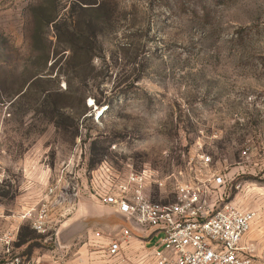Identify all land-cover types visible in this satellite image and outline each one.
<instances>
[{
    "label": "rangeland",
    "instance_id": "rangeland-1",
    "mask_svg": "<svg viewBox=\"0 0 264 264\" xmlns=\"http://www.w3.org/2000/svg\"><path fill=\"white\" fill-rule=\"evenodd\" d=\"M203 154L225 200L257 212L244 243L264 264V0H0L2 215L56 186L62 220L131 171L170 203L207 177ZM27 221L26 257L122 264L106 237L63 249Z\"/></svg>",
    "mask_w": 264,
    "mask_h": 264
},
{
    "label": "built area",
    "instance_id": "built-area-1",
    "mask_svg": "<svg viewBox=\"0 0 264 264\" xmlns=\"http://www.w3.org/2000/svg\"><path fill=\"white\" fill-rule=\"evenodd\" d=\"M200 158L208 167L207 177L178 182L173 202L151 201L145 191L148 175L137 171L129 172L125 179L110 187L101 202L143 229L156 228L163 232L160 245L148 253L154 264H256L253 245L245 244L244 238L257 212L239 209L232 201L225 200L226 175L211 171L209 156L203 154ZM64 201L65 197L58 196L56 186H49L38 206L20 217L28 220L35 232L50 233L55 206ZM12 237L13 231L0 235L7 254L0 258V264H46L12 251ZM131 237L132 232L126 227H122L118 237H108V254L117 255Z\"/></svg>",
    "mask_w": 264,
    "mask_h": 264
},
{
    "label": "crops",
    "instance_id": "crops-1",
    "mask_svg": "<svg viewBox=\"0 0 264 264\" xmlns=\"http://www.w3.org/2000/svg\"><path fill=\"white\" fill-rule=\"evenodd\" d=\"M24 207L22 210H14L12 214L2 215L0 213V235L6 231H13L11 249L14 252H19L22 248V244H17L15 238L23 222L26 219H22L20 214L28 210ZM115 209L111 206L104 205L102 202L96 204V202L88 199L81 198L79 200L77 209L74 213L69 214L64 219H60L55 214L52 216L51 231L56 230V237L60 248H71L77 239H103L108 240V237H118L120 235L122 227H132V237L118 253L117 261L122 264H154L153 259L148 256V253L154 248L158 247L163 237V232L156 228L143 229L138 225L131 222L124 221L122 216L110 214ZM1 212V211H0ZM27 221V220H26ZM29 223V221H27ZM30 225V224H29ZM61 231L62 240L66 241V244H62L59 238L58 232ZM101 235L98 237L96 233ZM48 234V233H47ZM110 235V236H109ZM47 240V238H46ZM56 241V242H57ZM109 243V241H108ZM107 246L101 250L104 254H108ZM59 255L61 254L62 251ZM109 255V254H108ZM91 258L96 261H105L102 256H93ZM112 256V255H110ZM7 257L5 247L0 243V258ZM52 257L50 254H42L39 260H43L46 264H50L49 259ZM37 259V258H36Z\"/></svg>",
    "mask_w": 264,
    "mask_h": 264
},
{
    "label": "water",
    "instance_id": "water-1",
    "mask_svg": "<svg viewBox=\"0 0 264 264\" xmlns=\"http://www.w3.org/2000/svg\"><path fill=\"white\" fill-rule=\"evenodd\" d=\"M110 214H112L113 216H114V215H115V216H116V215L122 216L123 219H124V221H126L127 223H130V224H131V221L128 219V217H127L125 214L121 213L120 211H118V210H116V209H115L114 211H112ZM129 229L131 230L132 227L130 226ZM58 235H59V238H60L61 241H62V244H66V243H65L66 241L62 240V239H64V238H62L61 231L58 232Z\"/></svg>",
    "mask_w": 264,
    "mask_h": 264
}]
</instances>
